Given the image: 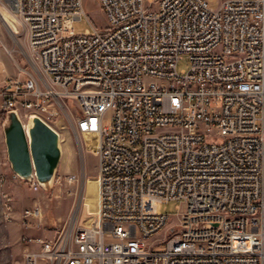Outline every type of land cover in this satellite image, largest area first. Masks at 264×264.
Segmentation results:
<instances>
[{
    "label": "built area",
    "instance_id": "2783aa9c",
    "mask_svg": "<svg viewBox=\"0 0 264 264\" xmlns=\"http://www.w3.org/2000/svg\"><path fill=\"white\" fill-rule=\"evenodd\" d=\"M98 1L105 30L83 0L1 1L42 75L10 81L1 109L52 127L75 102L99 148L97 223L24 238L25 264H264V0Z\"/></svg>",
    "mask_w": 264,
    "mask_h": 264
},
{
    "label": "rangeland",
    "instance_id": "374dc122",
    "mask_svg": "<svg viewBox=\"0 0 264 264\" xmlns=\"http://www.w3.org/2000/svg\"><path fill=\"white\" fill-rule=\"evenodd\" d=\"M0 0V164L8 165L3 124L6 113L1 109L3 94L10 81L25 80L32 75L41 77L31 53L27 32L20 23L17 11ZM83 6L92 23L100 30L108 21L98 0H83ZM10 24V26H9ZM76 34H83L91 27L84 19L74 23ZM190 68L183 58L178 64L181 73ZM67 114H61L52 127L60 135L62 157L54 179L46 188L33 190L30 182L12 183L0 174V264H25L27 248L24 238L54 239L74 226H92L97 223L100 200L99 148L94 137L74 133L71 122L77 116L75 102H67ZM26 125L29 117L22 115ZM10 165V164H9ZM76 180L69 182V176ZM12 198L8 210L3 195ZM40 208L39 217L24 218L26 210ZM181 201L158 205V210L176 221L183 211Z\"/></svg>",
    "mask_w": 264,
    "mask_h": 264
},
{
    "label": "water",
    "instance_id": "95a60500",
    "mask_svg": "<svg viewBox=\"0 0 264 264\" xmlns=\"http://www.w3.org/2000/svg\"><path fill=\"white\" fill-rule=\"evenodd\" d=\"M29 121L26 127L16 111L6 112L3 131L8 162L19 179L30 182L35 176L40 187L46 188L61 161L60 135L36 115Z\"/></svg>",
    "mask_w": 264,
    "mask_h": 264
},
{
    "label": "bare ground",
    "instance_id": "6f19581e",
    "mask_svg": "<svg viewBox=\"0 0 264 264\" xmlns=\"http://www.w3.org/2000/svg\"><path fill=\"white\" fill-rule=\"evenodd\" d=\"M11 4H12L11 5L12 9L16 10L15 5L12 2H11ZM0 15L3 18V20L5 22H7V24H8V21L6 20V18L3 17L2 12H0ZM9 26H10V24H9ZM84 86L95 87V79H84ZM12 110L16 111L20 115V117L22 118V115H23L22 110H20L19 108H12ZM29 126H30V121L28 122V124H26V127H29ZM100 194H101V192H100ZM3 199L5 202L6 208L8 210H10L11 209V203L8 202V198H7L6 194L3 195ZM99 205H100V200H99Z\"/></svg>",
    "mask_w": 264,
    "mask_h": 264
},
{
    "label": "crops",
    "instance_id": "0c3cea01",
    "mask_svg": "<svg viewBox=\"0 0 264 264\" xmlns=\"http://www.w3.org/2000/svg\"><path fill=\"white\" fill-rule=\"evenodd\" d=\"M0 174H4V176H6V179L7 180H10L12 183H19V182H22L21 179H19L18 177H15L14 176V173L12 172L11 170V167L10 165H1L0 164Z\"/></svg>",
    "mask_w": 264,
    "mask_h": 264
},
{
    "label": "trees",
    "instance_id": "16d2710c",
    "mask_svg": "<svg viewBox=\"0 0 264 264\" xmlns=\"http://www.w3.org/2000/svg\"><path fill=\"white\" fill-rule=\"evenodd\" d=\"M4 113H6V110H3Z\"/></svg>",
    "mask_w": 264,
    "mask_h": 264
}]
</instances>
